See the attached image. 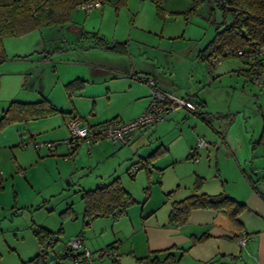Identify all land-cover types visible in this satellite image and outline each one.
Instances as JSON below:
<instances>
[{
  "label": "rangeland",
  "instance_id": "rangeland-1",
  "mask_svg": "<svg viewBox=\"0 0 264 264\" xmlns=\"http://www.w3.org/2000/svg\"><path fill=\"white\" fill-rule=\"evenodd\" d=\"M159 1L162 14L153 0L106 1L88 12L77 8L63 26L4 37L0 114L11 100L32 102L43 97L59 112L12 122L0 130V264H39L33 259L38 252L36 225L63 229L47 248L43 264H75L69 258L57 263L55 254L77 233L91 252L86 264H141L129 250L133 241L136 256L146 255L143 232L133 231L139 228L141 210L154 207L159 215L166 214L173 201L195 191L198 177H202L198 191L206 187L228 194L237 186L231 159H252L253 170L264 173V78L255 83L246 72L249 64L238 55L220 57L214 66L197 55L215 32L213 20L222 19L219 9L209 14L213 0H203L195 9L192 0ZM99 37L108 43L125 41L128 48L106 49L98 44ZM131 61L139 70L150 66L160 72L172 91L205 101L206 113L201 115L205 120L190 111L176 118L169 114L147 125L151 130L130 145L102 140L100 144L111 147L110 154L92 153L95 144L82 141L75 153L68 143L72 112L85 122L110 113L124 118L125 112L129 115L135 109L139 92L151 94L137 78L140 85L129 89L128 78L114 65L128 66ZM74 79L83 80V86L67 90L65 84ZM155 124L161 129L160 139L152 132ZM200 138L204 145H197ZM160 145L165 150L149 156ZM115 177L135 202L117 219L96 216L84 224L83 191ZM67 206L75 214L63 217L60 212ZM110 243L114 254H102ZM147 262L142 263L158 264Z\"/></svg>",
  "mask_w": 264,
  "mask_h": 264
},
{
  "label": "trees",
  "instance_id": "trees-1",
  "mask_svg": "<svg viewBox=\"0 0 264 264\" xmlns=\"http://www.w3.org/2000/svg\"><path fill=\"white\" fill-rule=\"evenodd\" d=\"M92 1L95 0H0V61L4 59L3 39L5 36H19L43 26H63L72 20L73 12L79 6ZM98 1L101 6L106 1L113 0ZM153 1L157 12L162 14L160 1ZM202 1L192 0L191 9L198 7ZM215 9L220 10L222 19L219 22L213 20L216 24L215 32L205 47L198 52L197 55L201 59L209 61L213 65L211 62L212 57L221 59L220 57L226 55H237V50L239 49L247 51L248 49H257L264 45V0H213L209 5L210 16L213 15ZM99 39L102 42H98V44L106 49L115 52H124L127 49V42L125 41L108 43L103 37H99ZM238 56L249 64L246 72L252 79L258 72L264 71V57L250 60L241 55ZM46 57H48L47 54L44 55V58ZM137 77L140 79L139 75ZM65 86L70 91L77 86L82 87L83 80L74 79L67 82ZM200 104V102H197V106H200ZM57 112L59 110L56 106L45 97L32 102L11 100L0 114V130L12 122L45 118ZM198 115L201 116L202 111L198 112ZM262 135H264V127H262ZM78 144L70 148L75 151ZM161 149L164 148H161L160 145L149 156H155L162 151ZM141 166H146V162H142ZM198 178L199 181L195 182V191L193 193L171 203L168 222L174 225L183 224L186 222L190 211L194 208L220 210L227 213L233 221L238 222L239 213L246 209L245 203L233 199L224 192L209 194L198 191L202 177ZM82 198L84 200V224L86 225L96 216H111L113 219H117L123 216L127 212V208L135 202L132 194L123 187L118 177L93 189L84 190ZM69 214H75L70 206H67L65 211L62 210L60 212L63 217ZM60 232H62V227L57 231L40 225L33 227V234L38 244V252L33 257L35 262L39 264L45 262L47 248L53 245ZM77 236L80 237V233ZM205 236L202 235L197 239H203ZM107 247L114 248L112 244ZM181 254L182 252H180ZM74 256L68 251L63 253L59 260L62 258L72 259ZM177 258L165 256L163 259L158 260L157 257H145L151 263L171 262L172 260H177ZM222 258L220 256L206 264H221L223 262L221 261L223 260ZM225 258L234 260L239 259V256L230 255L225 256ZM59 260H57V263Z\"/></svg>",
  "mask_w": 264,
  "mask_h": 264
},
{
  "label": "crops",
  "instance_id": "crops-1",
  "mask_svg": "<svg viewBox=\"0 0 264 264\" xmlns=\"http://www.w3.org/2000/svg\"><path fill=\"white\" fill-rule=\"evenodd\" d=\"M129 56L131 59L132 55L129 54ZM114 65L117 66V69H121L123 71V75L128 78L129 89H133L134 86L139 84L134 80V78L141 80L137 77L140 72L141 74L152 77L155 80V84L158 89L170 92L178 97L191 98L196 103V106L197 102L201 103L200 106H197V108L193 110H188L186 108H178L176 111L174 110L172 113H170L171 116L173 115V118L180 117L182 116V113L187 111H190L192 114L196 115H198V112L200 111H202V114L206 113L204 112V109L206 110L207 107V103L205 101H196V96L189 93L187 94V92L184 94V96L176 93V90L172 91L169 89L170 85L168 81L163 79V75L160 72L154 71L152 67L149 66L146 68V70H139L141 68H138L137 65L134 66L132 61L128 64V66H123L120 63H116ZM135 98L138 100L135 109L132 110L129 115H125L127 114V112H125L123 114L125 119L123 116H121L119 119H116L123 121L131 120L141 114L148 105L151 94L143 95L139 92ZM71 115H78V113L75 111L72 112ZM93 115H97V112H95ZM199 117L204 119L202 116ZM113 118H115L113 113L104 114L102 118L97 117L95 120L87 121V123L90 125H97ZM166 124L168 125V123ZM153 127L154 130L152 132L158 134L162 133L160 126L155 124ZM149 130L151 129H148V126L138 129L129 145L133 141H138L139 137L144 136L145 133L149 132ZM164 131L167 132L166 128ZM160 138L161 134L158 136V139ZM100 143L101 142L97 143L98 147H96L95 144V147L92 149V153L106 154V151H108L110 154L112 152L111 147L105 145L104 143ZM113 145L116 146L115 144ZM79 147L80 145L78 144L75 153L77 150H79ZM195 152L196 151H193L192 155ZM231 160L233 165H231L230 171L231 174L235 175L236 177L234 181L237 182V186H234L232 190L227 192L228 195L233 199L243 202L246 205V209L241 211L237 217L238 222L233 221L227 215V213L220 210L194 208L190 211L186 222L181 225H174L168 222V213L170 209L166 210V214L161 215L157 213L158 210L154 207H151L150 210L145 213L143 210H141V220L137 222L139 224V228L134 229L133 231H136V233L143 232L146 243V255H139V257H137L133 247V241H130L129 250L131 252L132 258L141 259V264H144L142 262L144 261L145 257L149 256L157 257L158 260L163 259L165 256H168L169 258L178 257L177 260H172L171 262H159L158 264H206L209 261L222 256L223 260L221 261L223 262L221 264H264V184L261 183L264 181V173L260 171L258 174L255 172V170H253L252 159ZM16 161L18 162V159H16ZM247 161L249 164V169L253 170L254 174H257V181H254L252 176H250L246 171L245 167H247ZM194 167L196 168L198 165L194 163ZM20 168H22L21 164H17V169ZM261 170H264V168H261ZM28 172L29 170L26 169V173ZM204 189L205 190H203V192L205 193H216V190H209L206 187ZM134 227L135 226H133V228ZM132 235L134 234L132 233ZM132 235L130 236V240L133 239ZM202 235L206 236L203 239L198 240L197 238ZM241 238H245L244 243L240 242ZM82 242L85 244L84 240H82ZM119 243L122 245V242ZM181 249H183V251H181ZM180 252H182L181 255ZM230 255H238L239 259L227 260L225 256ZM90 264L97 263L95 261ZM100 264H102V261Z\"/></svg>",
  "mask_w": 264,
  "mask_h": 264
},
{
  "label": "built area",
  "instance_id": "built-area-1",
  "mask_svg": "<svg viewBox=\"0 0 264 264\" xmlns=\"http://www.w3.org/2000/svg\"><path fill=\"white\" fill-rule=\"evenodd\" d=\"M99 6L100 2L95 0L79 6V8L85 9L88 12L92 7ZM237 55H241L250 60L264 57V45L257 49H248L247 51L239 49L237 50ZM211 62L213 66L218 65L221 62V59L212 57ZM139 77L149 86L151 93L150 101L141 114L127 121L114 118L97 125H90L79 116L70 117L67 122V127L70 133L68 139L69 146L72 147L80 141L89 145L97 144L102 140H108L115 145H128L133 139L135 132L141 127L166 118L178 108H186L188 110L195 109L196 105L193 99L178 97L170 92L158 89L155 80L150 76L141 74ZM262 78H264V71L258 72L253 76L252 80L255 83H259ZM204 144L205 141L200 138L198 145L200 146ZM244 241L245 238L240 239L241 243H244ZM68 251L75 255L72 258L75 264H85L91 256V252L83 244L82 239L77 235L74 239L68 241L62 250L55 254L56 260H59L61 255ZM114 251V248H105L102 250V254L112 256Z\"/></svg>",
  "mask_w": 264,
  "mask_h": 264
}]
</instances>
